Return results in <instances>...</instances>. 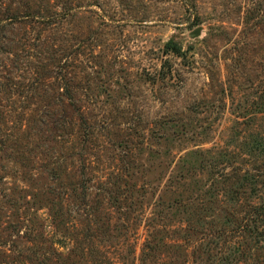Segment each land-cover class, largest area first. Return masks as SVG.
<instances>
[{
	"label": "rangeland",
	"instance_id": "374dc122",
	"mask_svg": "<svg viewBox=\"0 0 264 264\" xmlns=\"http://www.w3.org/2000/svg\"><path fill=\"white\" fill-rule=\"evenodd\" d=\"M260 207L264 0H0V264H257Z\"/></svg>",
	"mask_w": 264,
	"mask_h": 264
},
{
	"label": "trees",
	"instance_id": "16d2710c",
	"mask_svg": "<svg viewBox=\"0 0 264 264\" xmlns=\"http://www.w3.org/2000/svg\"><path fill=\"white\" fill-rule=\"evenodd\" d=\"M256 215V214H255ZM257 219H255V225L253 227V229L250 231V232H255L258 230V227L260 228V231L261 233L264 232V207H260L258 209V213L256 215ZM177 231V230H176ZM180 232H178L179 234V238L182 239V240H185V239H189L191 238L190 240H193V241H196L197 239V236L199 235V230L197 229V227H195L194 229H191V230H186V229H181L179 230ZM261 236H264V234H260ZM159 241H162L163 240H159ZM185 242V241H184ZM197 242V241H196ZM154 243V242H153ZM150 244V243H147L146 247L147 249L150 251V252H160L161 250H163V252L165 254H170V251L171 253H173L175 255V260L174 261H169L168 264H189L191 261H190V258H195L193 259L194 261L192 262L193 264H204V262L202 261V259L200 260V257L199 254L198 256H196V252H192L191 254H188L187 250L185 249V243H179L178 245H171V244H167L166 242L165 243H156V244ZM200 247V245H199ZM19 255H22L21 252L19 253ZM149 256L150 254L149 253H145V255L143 256V264H163L161 262V260H159V262L156 260V261H152L151 259H149ZM159 256V255H158ZM156 256V257H158ZM194 256V257H193ZM155 258V257H154ZM199 260V261H197ZM209 260V258H208ZM42 264V263H41ZM257 264H264V262H261V263H257Z\"/></svg>",
	"mask_w": 264,
	"mask_h": 264
},
{
	"label": "water",
	"instance_id": "95a60500",
	"mask_svg": "<svg viewBox=\"0 0 264 264\" xmlns=\"http://www.w3.org/2000/svg\"><path fill=\"white\" fill-rule=\"evenodd\" d=\"M194 35H199V31H196V32L194 33Z\"/></svg>",
	"mask_w": 264,
	"mask_h": 264
}]
</instances>
